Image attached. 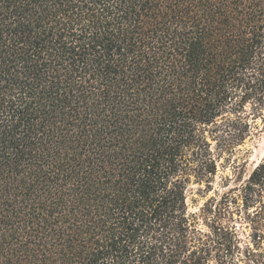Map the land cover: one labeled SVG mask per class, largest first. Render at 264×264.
Returning <instances> with one entry per match:
<instances>
[{
    "label": "trees",
    "instance_id": "16d2710c",
    "mask_svg": "<svg viewBox=\"0 0 264 264\" xmlns=\"http://www.w3.org/2000/svg\"><path fill=\"white\" fill-rule=\"evenodd\" d=\"M263 118L264 0H0V264H264Z\"/></svg>",
    "mask_w": 264,
    "mask_h": 264
},
{
    "label": "rangeland",
    "instance_id": "374dc122",
    "mask_svg": "<svg viewBox=\"0 0 264 264\" xmlns=\"http://www.w3.org/2000/svg\"><path fill=\"white\" fill-rule=\"evenodd\" d=\"M264 154V118L259 119L256 122V128L253 130L252 136L247 140L245 145L241 148V152L239 154V158L241 159V178L246 180L249 174L257 167V165L263 159ZM228 175H231L230 170H224L220 168L219 176L217 178V182L214 185V190L219 192L220 194L227 191L222 188L221 178H224ZM233 182L231 183V187H235L238 182L236 178H234ZM204 186H194V194L191 195V199L196 200L195 205H191L192 212H198L199 209L203 206L206 200L210 197L215 196V191L211 192L207 196H203L200 190H204Z\"/></svg>",
    "mask_w": 264,
    "mask_h": 264
},
{
    "label": "bare ground",
    "instance_id": "6f19581e",
    "mask_svg": "<svg viewBox=\"0 0 264 264\" xmlns=\"http://www.w3.org/2000/svg\"><path fill=\"white\" fill-rule=\"evenodd\" d=\"M263 156H264V154H263Z\"/></svg>",
    "mask_w": 264,
    "mask_h": 264
}]
</instances>
